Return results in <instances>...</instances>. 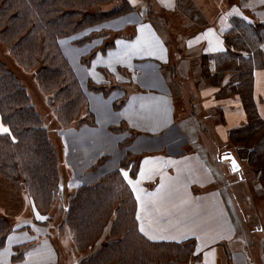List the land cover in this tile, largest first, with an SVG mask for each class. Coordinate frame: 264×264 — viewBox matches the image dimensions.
I'll return each mask as SVG.
<instances>
[{"label": "crops", "instance_id": "0c3cea01", "mask_svg": "<svg viewBox=\"0 0 264 264\" xmlns=\"http://www.w3.org/2000/svg\"><path fill=\"white\" fill-rule=\"evenodd\" d=\"M128 1L132 11L97 25L89 41L60 39L95 117L94 124L60 129L53 138L64 186L98 182L119 170L129 152L139 158L138 171L124 176L146 237L195 240L200 255L189 264H254L247 237L235 244L237 224L209 160L192 148L180 96L187 81L211 129L232 144V132L245 135L250 122L264 123V0H155L160 12L152 11L153 0ZM0 126L8 128L1 115ZM229 154L223 160L231 164ZM0 216L11 225L0 264H60L49 223L2 173Z\"/></svg>", "mask_w": 264, "mask_h": 264}, {"label": "trees", "instance_id": "16d2710c", "mask_svg": "<svg viewBox=\"0 0 264 264\" xmlns=\"http://www.w3.org/2000/svg\"><path fill=\"white\" fill-rule=\"evenodd\" d=\"M132 9L128 0H0V43L17 66L33 73L47 95L46 103L56 115L55 132L95 123L86 90L60 39L71 37L81 45L96 36L97 25ZM0 115L9 128V133L0 134V173L27 192L43 222L63 220L83 256L78 264H189L199 258L193 239L156 241L140 231L137 200L124 176L127 171L136 177L139 158L133 154L128 152L119 170L94 184L73 190L64 186L45 118L26 84L2 59ZM248 126L245 135L234 131L232 138L250 148L257 142L248 155L253 159L257 149L264 148V123ZM10 229L8 219L0 216V247Z\"/></svg>", "mask_w": 264, "mask_h": 264}, {"label": "rangeland", "instance_id": "374dc122", "mask_svg": "<svg viewBox=\"0 0 264 264\" xmlns=\"http://www.w3.org/2000/svg\"><path fill=\"white\" fill-rule=\"evenodd\" d=\"M151 7L152 11H161L155 0H153ZM171 19L176 26L180 25L179 18L174 16ZM250 41L248 42L251 43ZM0 59L14 70L21 81L26 84L30 96L33 98L39 112L45 118L52 138H55L56 132L54 131V127L56 124L53 122V119H56V115L47 105V95L42 93L38 88L33 73L26 72L17 66L9 56L7 49L1 43ZM87 61L84 60L86 63ZM189 85L187 81L182 83L181 89L184 91V94L182 92L179 93L185 95L183 99L180 96V100H182V104L180 105L185 110L181 116V122L186 126V134L192 142L194 141L192 148L209 160L208 165L214 173L218 184L222 187L226 203L231 207L230 212L232 211L233 221L237 224L238 228L237 243L235 244L241 245V236L247 237L248 240L246 238L245 245L249 241L250 246L248 248L254 255V264H264V232L256 231L264 228L263 211L260 209L264 206V173L260 172L264 168V148L259 149L258 155L254 154L253 159H250L248 157L250 147L240 146L235 140V143L232 144V142H229L230 139H221L211 129L213 123L210 122V119L205 118L204 109L201 110L198 106V103L201 101L200 97L198 94L190 92ZM192 85H194V82ZM217 120H219L218 116ZM230 152L237 157L242 165L240 172H234L230 162L223 160V155ZM256 204L259 209H257ZM244 215L248 216L246 219L248 223L244 222ZM39 216V220L43 221L45 217L40 213ZM60 220L55 217L53 220L48 221L52 229L54 242L60 254V264H78L83 256L76 248L72 233L63 225V220Z\"/></svg>", "mask_w": 264, "mask_h": 264}, {"label": "water", "instance_id": "95a60500", "mask_svg": "<svg viewBox=\"0 0 264 264\" xmlns=\"http://www.w3.org/2000/svg\"><path fill=\"white\" fill-rule=\"evenodd\" d=\"M227 158L231 159V164H232V168L234 171H237L240 169V164L238 163V161L234 155L229 154V155H227Z\"/></svg>", "mask_w": 264, "mask_h": 264}, {"label": "snow or ice", "instance_id": "6c2138e0", "mask_svg": "<svg viewBox=\"0 0 264 264\" xmlns=\"http://www.w3.org/2000/svg\"><path fill=\"white\" fill-rule=\"evenodd\" d=\"M0 132H2V133H9V129L0 126ZM141 231H143V229H141Z\"/></svg>", "mask_w": 264, "mask_h": 264}]
</instances>
